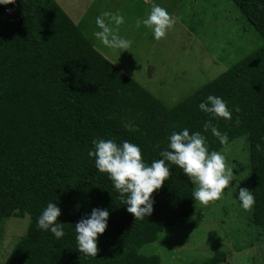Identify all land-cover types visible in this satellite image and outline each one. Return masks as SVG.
I'll return each mask as SVG.
<instances>
[{"label": "trees", "instance_id": "16d2710c", "mask_svg": "<svg viewBox=\"0 0 264 264\" xmlns=\"http://www.w3.org/2000/svg\"><path fill=\"white\" fill-rule=\"evenodd\" d=\"M232 2L262 44L170 107L99 53L54 0L0 5V217H29L2 264H159L156 254L137 249L192 212L191 182L166 162L172 175L153 193L152 214L135 220L88 152L96 139L127 140L150 165L184 128L218 151L224 145L204 131L208 120L228 142L246 136L251 222L264 227V0ZM209 95L226 102L230 120L199 109ZM48 203L60 208L62 238L37 227ZM93 209L109 212L96 257L77 250L74 230ZM224 258L217 250L190 264Z\"/></svg>", "mask_w": 264, "mask_h": 264}, {"label": "rangeland", "instance_id": "374dc122", "mask_svg": "<svg viewBox=\"0 0 264 264\" xmlns=\"http://www.w3.org/2000/svg\"><path fill=\"white\" fill-rule=\"evenodd\" d=\"M54 1L99 53L166 107L180 102L262 44L233 0ZM153 3L176 21L159 41L151 29L136 26L137 19L147 17ZM104 11L124 16L118 34L132 41L127 51L110 49L93 37L99 30L95 19ZM218 151L234 172V181L224 190L223 198L207 206L194 201L187 217L165 227L154 241L139 247L138 253L156 254L159 264H190L221 250L225 258L220 264H264V227L253 224L251 210H244L238 201L239 188L249 190L246 136L233 138ZM28 224L27 213L0 217V264Z\"/></svg>", "mask_w": 264, "mask_h": 264}, {"label": "clouds", "instance_id": "9594fccd", "mask_svg": "<svg viewBox=\"0 0 264 264\" xmlns=\"http://www.w3.org/2000/svg\"><path fill=\"white\" fill-rule=\"evenodd\" d=\"M12 2L13 0H0V5ZM175 22V18L165 8L153 3L147 17L143 20L137 19L136 26L139 28L143 24L151 29L154 39L159 41L166 37ZM124 23L122 14L104 11L96 17L95 24L99 30L92 35L110 49L127 51L132 41L118 34L119 26ZM198 107L215 118L230 120L232 116L226 102L214 95H209ZM236 111L239 112L238 107ZM236 123L239 124L238 119ZM124 126L132 129L131 122H126ZM203 129L205 132L210 129L221 145L228 143L227 134H222L211 120L204 123ZM92 144L93 149L88 152V156L95 158V168L108 176L119 193L121 202L127 205L126 211L135 220H143L152 214L153 193L161 189L172 175L168 163L183 171L194 185V201L203 206L222 199L224 190L234 181L233 168L227 163L226 157L219 151L210 152L205 136L200 132L190 134L187 128L172 132L167 149L159 153L162 159L153 160L150 165L144 161L141 149L127 140L118 144L114 139H96ZM256 147L259 151L260 145L257 144ZM238 201L244 210L250 211L255 204V197L252 191L239 188ZM60 215V208L54 203H48L37 219V227L50 230L57 239L62 238L65 233L64 224L58 223ZM108 216L107 210L93 209L89 217L82 218L75 224V239L80 253L91 257L98 255V237L107 228Z\"/></svg>", "mask_w": 264, "mask_h": 264}, {"label": "crops", "instance_id": "0c3cea01", "mask_svg": "<svg viewBox=\"0 0 264 264\" xmlns=\"http://www.w3.org/2000/svg\"><path fill=\"white\" fill-rule=\"evenodd\" d=\"M149 0H146V2H148Z\"/></svg>", "mask_w": 264, "mask_h": 264}]
</instances>
